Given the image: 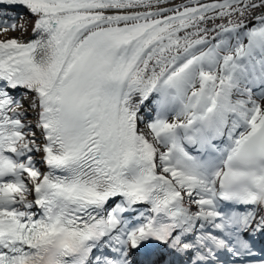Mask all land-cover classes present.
Returning <instances> with one entry per match:
<instances>
[{"label": "snow or ice", "instance_id": "6c2138e0", "mask_svg": "<svg viewBox=\"0 0 264 264\" xmlns=\"http://www.w3.org/2000/svg\"><path fill=\"white\" fill-rule=\"evenodd\" d=\"M17 7L0 264H264V0H0V35Z\"/></svg>", "mask_w": 264, "mask_h": 264}, {"label": "bare ground", "instance_id": "6f19581e", "mask_svg": "<svg viewBox=\"0 0 264 264\" xmlns=\"http://www.w3.org/2000/svg\"><path fill=\"white\" fill-rule=\"evenodd\" d=\"M24 11L27 12L25 9H24ZM27 14H28V12H27ZM33 20H34V18L28 14L27 22H26L28 24V31L26 33H21L20 31L9 32V33H5L4 35H0V39H6V38H9L11 36H17V37L22 38L25 41L31 40L33 38L32 31H31ZM253 93H254L253 98L260 101V97L257 96L259 94V90L257 91L256 88H254ZM24 103H25V107H27V101H25ZM35 118H36L35 113L32 111H29L26 114L25 123L31 122L32 125L35 126ZM37 133H38L37 139H39V137H40L39 131ZM39 159H40V157L37 158V160H39ZM37 166L40 167L42 171L46 170L44 165L38 164ZM29 199L30 200L34 199V197L30 196Z\"/></svg>", "mask_w": 264, "mask_h": 264}, {"label": "rangeland", "instance_id": "374dc122", "mask_svg": "<svg viewBox=\"0 0 264 264\" xmlns=\"http://www.w3.org/2000/svg\"><path fill=\"white\" fill-rule=\"evenodd\" d=\"M20 14H23L24 22H27V17H28V15H27V13L24 11V9L21 8V7H20L19 14H18V16H17V18H16L18 21L20 20ZM33 131H36V133H37L39 130L36 129L35 126H33ZM37 135H38V133H37ZM38 155L41 156V154H37V156H38Z\"/></svg>", "mask_w": 264, "mask_h": 264}]
</instances>
